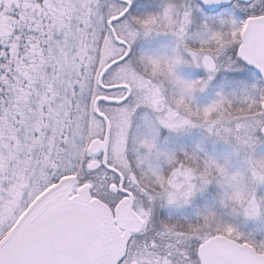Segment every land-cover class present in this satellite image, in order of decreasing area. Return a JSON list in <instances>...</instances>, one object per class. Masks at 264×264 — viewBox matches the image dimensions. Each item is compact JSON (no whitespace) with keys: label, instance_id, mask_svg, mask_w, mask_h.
Returning <instances> with one entry per match:
<instances>
[{"label":"snow or ice","instance_id":"1","mask_svg":"<svg viewBox=\"0 0 264 264\" xmlns=\"http://www.w3.org/2000/svg\"><path fill=\"white\" fill-rule=\"evenodd\" d=\"M223 3L246 19L203 15ZM139 8L0 0V264H264V240L212 208L184 223L156 218L216 185L226 215L264 231V85L197 103L222 70L264 74V0ZM160 36L162 48L137 49ZM182 66L205 76L187 79ZM161 129L201 130L231 151L169 149Z\"/></svg>","mask_w":264,"mask_h":264},{"label":"rangeland","instance_id":"2","mask_svg":"<svg viewBox=\"0 0 264 264\" xmlns=\"http://www.w3.org/2000/svg\"><path fill=\"white\" fill-rule=\"evenodd\" d=\"M199 15L196 19H203V15ZM239 16L237 15V19ZM243 19V18H242ZM241 19V20H242ZM198 21V20H197ZM196 29V27H195ZM169 39L164 36L157 37L155 39H145L140 40L137 44V49L145 50H156L162 48L163 45H167ZM193 67H184L180 69L181 75L187 79H197L205 76V73L202 69H198L203 76L201 77ZM219 80L217 82V80ZM261 84L260 77L252 73V71L243 68L241 71L237 72H225L221 71L217 74L216 78L211 82L210 86L201 93H197V103L200 106H206L211 103L216 98V93L223 90L225 92L239 91L245 87L250 88L252 84ZM164 137H169L165 147L169 149H174L179 151L183 148L185 151H191L197 145L203 149L200 152V155L203 156L205 153L208 155L223 160L226 157L231 149L228 145L222 142H213L210 138H207L201 130L193 129L191 132L179 135V136H170L166 129H161V139ZM256 155L258 157L264 156V142L260 143L256 149ZM233 164L236 163L235 160L232 161ZM260 193L264 194V187L260 190ZM220 199V190L216 185H209L208 188L203 193H198L196 197L192 200L189 205L183 207H172V208H157L156 209V218L158 220H167L169 222H180L184 223L186 219L195 220L198 213L204 212L207 208H212L217 213L223 215V218L237 226L242 232L248 233L253 232L254 238L257 241L264 240V231H257L261 228L259 222L245 221L243 217H233L228 216L226 213L230 211L229 209L223 208L219 204Z\"/></svg>","mask_w":264,"mask_h":264},{"label":"flooded vegetation","instance_id":"3","mask_svg":"<svg viewBox=\"0 0 264 264\" xmlns=\"http://www.w3.org/2000/svg\"><path fill=\"white\" fill-rule=\"evenodd\" d=\"M137 2L140 4V8L138 9L139 12H156V11L160 10L159 5L161 4V0H137ZM192 2H193V4H198V3H201V0H192ZM229 12H231L236 19H237V15H238L239 16L238 20H241L242 18L246 19V16L243 12H240L239 10H235L232 8L231 3H223L222 5L216 6V7L211 8V9L206 8L203 15L216 17L217 15L227 14ZM198 13L199 12H194L195 18L199 15ZM201 20H202L201 18H200V21H199V19H196V24L193 25V31L196 30L195 27H196V25H198L201 22ZM244 68H246L249 71H252V73L257 75L252 68H249L247 66H245ZM194 71L196 73H198L201 77L203 76V74L198 69H196ZM218 81L219 80H217V82Z\"/></svg>","mask_w":264,"mask_h":264},{"label":"clouds","instance_id":"4","mask_svg":"<svg viewBox=\"0 0 264 264\" xmlns=\"http://www.w3.org/2000/svg\"><path fill=\"white\" fill-rule=\"evenodd\" d=\"M156 99H158V97L154 96V97H153V100L155 101ZM234 198L243 199V198H245V197H244V194H243L242 192H237V193L235 194V197H234ZM258 211H259V206H258V205H253V206H251V207L249 208V213H250V214L258 213Z\"/></svg>","mask_w":264,"mask_h":264},{"label":"water","instance_id":"5","mask_svg":"<svg viewBox=\"0 0 264 264\" xmlns=\"http://www.w3.org/2000/svg\"><path fill=\"white\" fill-rule=\"evenodd\" d=\"M247 67L252 68L254 70V72L260 77L261 84L264 85V74L259 73V71L254 67L251 66H247Z\"/></svg>","mask_w":264,"mask_h":264}]
</instances>
